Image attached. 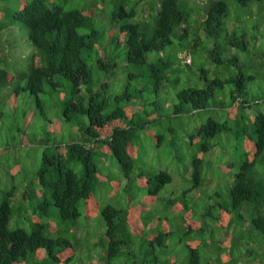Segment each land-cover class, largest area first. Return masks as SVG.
Segmentation results:
<instances>
[{
    "label": "trees",
    "instance_id": "obj_1",
    "mask_svg": "<svg viewBox=\"0 0 264 264\" xmlns=\"http://www.w3.org/2000/svg\"><path fill=\"white\" fill-rule=\"evenodd\" d=\"M52 108L79 133L27 134ZM3 119L0 264H264V0H0ZM143 139L188 189L159 198L172 177Z\"/></svg>",
    "mask_w": 264,
    "mask_h": 264
},
{
    "label": "rangeland",
    "instance_id": "obj_2",
    "mask_svg": "<svg viewBox=\"0 0 264 264\" xmlns=\"http://www.w3.org/2000/svg\"><path fill=\"white\" fill-rule=\"evenodd\" d=\"M22 49L23 48H19L20 51H22ZM193 59L195 63L198 61V57L196 56H193ZM118 82L123 84L122 80H118ZM28 113L31 115L30 124L27 128V134L29 135H32L33 133H37L40 136H43L42 133H43L44 127H47L49 134H51L49 137L50 139L56 138L58 140H62V139L67 140L70 138L71 135L73 134L75 135L79 133V129L75 130V125L68 126L62 118H59L57 116V113H58L57 109L52 108V110L50 111H47V110L45 111V113H47V115L51 119L52 124L51 122L50 123L43 122V119L40 118L41 117L40 111L35 110L33 114L31 112H28ZM37 115L39 117H37ZM219 115L221 116L222 113ZM11 123H12L11 119L0 120V132H1L0 151H4L5 154L7 151L6 146L8 144L10 146H12V144H15V145L17 144L16 147H18V142H19V136L15 131L11 129ZM24 123L25 122L23 121V124ZM13 135H16L14 142H12L11 140L13 138ZM31 140H34V142H30V145L21 147L22 149L19 151L20 154L22 155L21 160L22 162H24L26 166L27 173L25 176L28 180L33 179L32 173L34 170L37 169L39 165L40 156H41L42 149H43V147L34 146V144L37 143L39 140L37 139H31ZM143 143H144V151L142 153L143 156L142 155L140 156L142 157L141 160L145 162L146 164H154V165H156V163L159 162L160 164L159 166L161 170L168 172L172 177V182L170 184H166L163 187L162 191L159 194V198L163 200L168 199V198H175L178 195H180L183 191L188 189V187L190 186V184L188 183L190 174L189 173L187 174V172L183 170V167L180 170H178L175 164L170 159H165V156L167 155V153L165 152V149H158L151 145H147L144 139H143ZM14 150L15 149L11 148L9 153H12ZM220 152H222L220 149H215V150L213 149V153H209L206 155L205 161L210 162L211 165L214 164V166L217 168V165H218L217 162L219 161L218 159L220 158L219 157ZM0 156H2V154H0ZM105 159H106V163L104 162ZM97 161H98L99 167L101 171L103 172L104 176L107 175L109 179L114 180V181H119L118 178H122L121 172L119 170V166L113 158H110V157L105 158V156L100 157V158L97 157ZM184 161H186L185 163H187V158H184ZM8 164L13 165L12 162ZM4 171L5 170H2L0 172L1 181H2V177L5 175L3 174ZM23 177L24 175L22 173V175H20L18 180H21V178ZM102 191L104 193V190ZM101 193L98 192V195H100ZM83 208H84V203H82L81 208H80V211L82 213L80 222L82 225L87 227L89 226V224L85 220V217L83 214ZM56 212L57 211L55 209L54 210L52 209V213H56ZM53 222L57 224L55 220H53ZM98 225L99 224L97 223L94 226L97 227ZM174 248L177 249L178 247L174 246Z\"/></svg>",
    "mask_w": 264,
    "mask_h": 264
},
{
    "label": "clouds",
    "instance_id": "obj_3",
    "mask_svg": "<svg viewBox=\"0 0 264 264\" xmlns=\"http://www.w3.org/2000/svg\"><path fill=\"white\" fill-rule=\"evenodd\" d=\"M143 17H144L143 15H140V16L138 17V19H142ZM14 51H15L16 53H19V52H20L19 49H15ZM25 52H28V51H25ZM25 52H24V53H25ZM22 53H23V52H22ZM182 58H183L182 61H183L184 64H187V65L191 64V59H192L191 56H189V55H188V56H184V55H183ZM0 135H1V133H0Z\"/></svg>",
    "mask_w": 264,
    "mask_h": 264
}]
</instances>
